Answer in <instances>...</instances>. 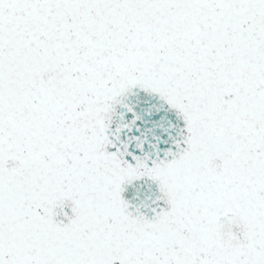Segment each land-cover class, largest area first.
Segmentation results:
<instances>
[{
  "label": "snow or ice",
  "instance_id": "snow-or-ice-1",
  "mask_svg": "<svg viewBox=\"0 0 264 264\" xmlns=\"http://www.w3.org/2000/svg\"><path fill=\"white\" fill-rule=\"evenodd\" d=\"M0 264H264V0H0Z\"/></svg>",
  "mask_w": 264,
  "mask_h": 264
}]
</instances>
